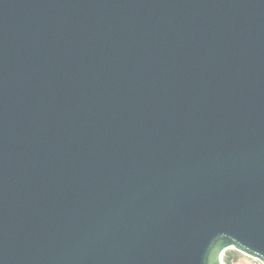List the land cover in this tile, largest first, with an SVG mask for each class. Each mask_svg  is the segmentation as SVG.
<instances>
[{
	"label": "water",
	"instance_id": "water-1",
	"mask_svg": "<svg viewBox=\"0 0 264 264\" xmlns=\"http://www.w3.org/2000/svg\"><path fill=\"white\" fill-rule=\"evenodd\" d=\"M264 264V0H0V264Z\"/></svg>",
	"mask_w": 264,
	"mask_h": 264
},
{
	"label": "trees",
	"instance_id": "trees-1",
	"mask_svg": "<svg viewBox=\"0 0 264 264\" xmlns=\"http://www.w3.org/2000/svg\"><path fill=\"white\" fill-rule=\"evenodd\" d=\"M239 253L237 250H233L232 248L226 249L225 253L222 256V261L224 264H236Z\"/></svg>",
	"mask_w": 264,
	"mask_h": 264
},
{
	"label": "rangeland",
	"instance_id": "rangeland-1",
	"mask_svg": "<svg viewBox=\"0 0 264 264\" xmlns=\"http://www.w3.org/2000/svg\"><path fill=\"white\" fill-rule=\"evenodd\" d=\"M237 255H238V259H237L236 264H262L260 263L259 260L258 261L254 260L253 258L245 256L240 252L237 253Z\"/></svg>",
	"mask_w": 264,
	"mask_h": 264
},
{
	"label": "built area",
	"instance_id": "built-area-1",
	"mask_svg": "<svg viewBox=\"0 0 264 264\" xmlns=\"http://www.w3.org/2000/svg\"><path fill=\"white\" fill-rule=\"evenodd\" d=\"M258 261V260H257ZM260 263H262L261 261H260ZM263 264V263H262Z\"/></svg>",
	"mask_w": 264,
	"mask_h": 264
}]
</instances>
